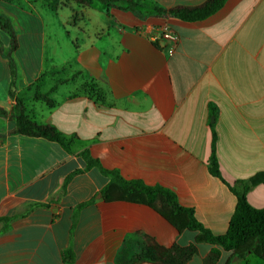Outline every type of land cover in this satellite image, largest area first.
I'll return each mask as SVG.
<instances>
[{
  "label": "crops",
  "instance_id": "0c3cea01",
  "mask_svg": "<svg viewBox=\"0 0 264 264\" xmlns=\"http://www.w3.org/2000/svg\"><path fill=\"white\" fill-rule=\"evenodd\" d=\"M148 1L169 9L206 0ZM77 6L71 54L53 66L69 65L70 93L59 88L51 107L33 100L32 91L22 100L33 122L72 137L68 150L15 132L20 91L10 87L15 80L30 85L42 72L15 76L0 57V107L7 113L0 116V219H7L0 221V264H151L139 259L144 236L165 248L194 241L195 233L145 205L103 201L109 177L87 168L85 151L127 181L170 191L203 228L225 234L237 199L208 170L210 124L227 183L264 171V0H226L194 22L143 17L98 0ZM165 26L177 36L174 49L160 37ZM90 81L98 93L82 91ZM246 198L264 208V185ZM210 248L197 245L186 264H203ZM67 250L71 261L63 258ZM228 260L264 264L222 250L214 264Z\"/></svg>",
  "mask_w": 264,
  "mask_h": 264
},
{
  "label": "trees",
  "instance_id": "16d2710c",
  "mask_svg": "<svg viewBox=\"0 0 264 264\" xmlns=\"http://www.w3.org/2000/svg\"><path fill=\"white\" fill-rule=\"evenodd\" d=\"M72 2L79 6H88L90 0H63ZM101 4L114 6L121 10L133 13H144L143 17L159 16L172 17L186 22L201 21L217 12L226 0H206L203 4L194 7L161 8L148 0H98ZM0 2L12 4L15 0H0ZM141 16V15H140ZM0 28L10 38L11 46L16 49L15 32L11 21L0 14ZM12 69V64L10 62ZM79 74V73H78ZM82 91L99 92L96 85L90 81L82 85ZM6 111L0 107V116H6ZM210 116H214V110L210 108ZM17 128L16 133L20 135L42 137L69 149L72 137L67 138L50 125H38L33 122L23 109L14 115ZM211 127L210 155L207 161L208 170L211 175L221 179L234 193L237 199L235 210L230 218L225 234L214 236L198 223L193 211L181 207L176 197L170 191L161 187H149L140 181H127L116 171H107L93 160L87 151L82 154L87 168L98 167L103 174L109 177V182L102 188L100 195L105 202L125 201L145 205L155 211L163 219L173 222L178 230L186 229L195 233L194 241L187 246L173 245L165 248L157 244L153 238L144 236V247L141 252V260L151 264H186L197 254V245L207 244L210 251L204 259L203 264H214L220 256V251L230 253L231 259L246 261L249 255H253L264 262V208L252 207L246 198L247 192L257 186L264 185V171L255 173L246 180H237L232 184L227 183L221 176L219 164L215 151L216 134L214 123ZM1 218L0 221H6ZM66 261H71L73 253L71 250L62 253ZM229 263V260L226 264Z\"/></svg>",
  "mask_w": 264,
  "mask_h": 264
},
{
  "label": "rangeland",
  "instance_id": "374dc122",
  "mask_svg": "<svg viewBox=\"0 0 264 264\" xmlns=\"http://www.w3.org/2000/svg\"><path fill=\"white\" fill-rule=\"evenodd\" d=\"M78 9L72 2L64 4L59 0H15L12 4L0 2V14L11 21L16 41V49H13L9 36L0 28V57L7 61L9 71L11 62L15 76L25 72L30 78L38 69L42 72L30 85H23L22 80H15L12 88L10 87L14 94L20 91L16 96L15 106L18 110L23 109L28 117L22 105L27 92L32 91L33 100L42 102L47 107L53 106L59 97L55 95L59 94V88L70 93L72 73L69 65L58 68L53 66L71 54V44L75 42L76 36L73 10ZM5 72L6 69L0 66V77Z\"/></svg>",
  "mask_w": 264,
  "mask_h": 264
},
{
  "label": "built area",
  "instance_id": "2783aa9c",
  "mask_svg": "<svg viewBox=\"0 0 264 264\" xmlns=\"http://www.w3.org/2000/svg\"><path fill=\"white\" fill-rule=\"evenodd\" d=\"M160 37L169 42L170 49H174L177 45V36L167 26L163 27L160 32Z\"/></svg>",
  "mask_w": 264,
  "mask_h": 264
},
{
  "label": "water",
  "instance_id": "95a60500",
  "mask_svg": "<svg viewBox=\"0 0 264 264\" xmlns=\"http://www.w3.org/2000/svg\"><path fill=\"white\" fill-rule=\"evenodd\" d=\"M211 121H213V118H211Z\"/></svg>",
  "mask_w": 264,
  "mask_h": 264
}]
</instances>
